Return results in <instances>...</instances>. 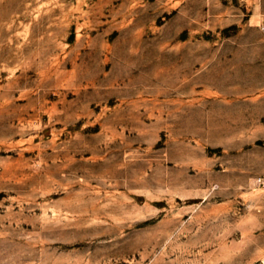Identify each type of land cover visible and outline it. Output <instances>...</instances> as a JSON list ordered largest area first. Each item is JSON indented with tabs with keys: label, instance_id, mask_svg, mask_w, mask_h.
Wrapping results in <instances>:
<instances>
[{
	"label": "rangeland",
	"instance_id": "374dc122",
	"mask_svg": "<svg viewBox=\"0 0 264 264\" xmlns=\"http://www.w3.org/2000/svg\"><path fill=\"white\" fill-rule=\"evenodd\" d=\"M0 264H264V0H0Z\"/></svg>",
	"mask_w": 264,
	"mask_h": 264
}]
</instances>
